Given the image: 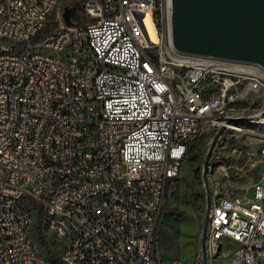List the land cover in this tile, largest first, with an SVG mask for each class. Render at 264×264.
Masks as SVG:
<instances>
[{
  "label": "built area",
  "instance_id": "2783aa9c",
  "mask_svg": "<svg viewBox=\"0 0 264 264\" xmlns=\"http://www.w3.org/2000/svg\"><path fill=\"white\" fill-rule=\"evenodd\" d=\"M156 2L0 0V264H55L40 212L63 264H185L156 249L169 184L204 134L264 127V69L177 53L162 30L150 46L135 10ZM257 156L241 197L210 187L209 260L264 264Z\"/></svg>",
  "mask_w": 264,
  "mask_h": 264
},
{
  "label": "rangeland",
  "instance_id": "374dc122",
  "mask_svg": "<svg viewBox=\"0 0 264 264\" xmlns=\"http://www.w3.org/2000/svg\"><path fill=\"white\" fill-rule=\"evenodd\" d=\"M165 1L156 2V13H160L161 33L168 42L169 18ZM234 123L243 131L228 127L223 133L211 155L208 177L210 187L215 186L220 195L241 197L254 182L252 168L258 160L257 152L264 147V127L245 120ZM219 129L216 127L197 140L194 153L182 164L178 178L169 184L154 235L160 257H180L185 264H203L201 239L207 207L203 168L213 133ZM195 154H198L197 161L190 159ZM200 170L202 178H199ZM165 209L184 211L185 215L177 221L166 217ZM209 264H230V260L220 255Z\"/></svg>",
  "mask_w": 264,
  "mask_h": 264
},
{
  "label": "water",
  "instance_id": "95a60500",
  "mask_svg": "<svg viewBox=\"0 0 264 264\" xmlns=\"http://www.w3.org/2000/svg\"><path fill=\"white\" fill-rule=\"evenodd\" d=\"M169 36L172 48L180 54L255 64L264 69V0H168ZM64 16L80 18L77 8H66ZM221 127L213 136L204 160L206 215L201 247L203 264L210 260L206 232L211 208L209 162Z\"/></svg>",
  "mask_w": 264,
  "mask_h": 264
},
{
  "label": "trees",
  "instance_id": "16d2710c",
  "mask_svg": "<svg viewBox=\"0 0 264 264\" xmlns=\"http://www.w3.org/2000/svg\"><path fill=\"white\" fill-rule=\"evenodd\" d=\"M157 3H158V0H157ZM154 18L158 20V22H156V27H157L158 32H161L162 26H161V23L159 22V19L161 18L160 13H156L154 15ZM47 28H48V26H46L40 32L39 35H41L42 33H44L47 30ZM214 134L215 133H213V136H214ZM194 151H195V145L190 150L189 155H188V158L191 155V153H194ZM190 159L191 160H194V161H197L198 160V154H195V156H191ZM199 178H202V172H201V170L199 172ZM163 212H164V215L166 217L174 218L177 221H180L182 219V217H184V215H185V212L184 211H178L176 209H165ZM34 227H35V231L37 233V240L44 247V249H45V255L47 256V258L51 262H53L55 264H63L62 261H61L60 255L56 251H54L52 249V246H51L50 242H48L46 240V237L43 234V231H42V216H41V212L36 217V221H35ZM51 243L54 245V242L53 241H51ZM163 258H168V257H163Z\"/></svg>",
  "mask_w": 264,
  "mask_h": 264
},
{
  "label": "bare ground",
  "instance_id": "6f19581e",
  "mask_svg": "<svg viewBox=\"0 0 264 264\" xmlns=\"http://www.w3.org/2000/svg\"><path fill=\"white\" fill-rule=\"evenodd\" d=\"M166 2V6L169 12V2L168 0H166L164 3ZM135 15L143 26V30L148 44L150 46H157L158 44H160L161 37L155 25L153 13L150 10L137 9L135 10Z\"/></svg>",
  "mask_w": 264,
  "mask_h": 264
}]
</instances>
